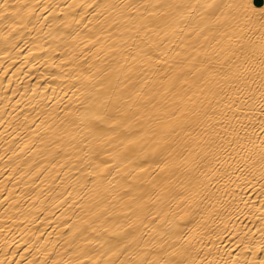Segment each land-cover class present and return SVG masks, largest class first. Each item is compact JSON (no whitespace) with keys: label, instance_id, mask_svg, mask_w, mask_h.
<instances>
[{"label":"bare ground","instance_id":"bare-ground-1","mask_svg":"<svg viewBox=\"0 0 264 264\" xmlns=\"http://www.w3.org/2000/svg\"><path fill=\"white\" fill-rule=\"evenodd\" d=\"M7 2L0 264L264 260L261 41L208 7L245 0Z\"/></svg>","mask_w":264,"mask_h":264},{"label":"snow or ice","instance_id":"snow-or-ice-1","mask_svg":"<svg viewBox=\"0 0 264 264\" xmlns=\"http://www.w3.org/2000/svg\"><path fill=\"white\" fill-rule=\"evenodd\" d=\"M260 0H245L242 4H216L209 5V8H219L223 13L224 9H236V16L234 19H237V23L240 24L244 34L246 35H256L259 34V39L261 41V64L264 65V7H257V3ZM15 5H10L7 0L4 3H0V16H3L6 11L9 9H15ZM13 14H16L13 12ZM243 17L242 23L239 21V17ZM264 72V68L261 69ZM261 132L264 133V128L261 129ZM262 148H264V140L261 141ZM261 159L264 161V151H262ZM264 249V244L260 246ZM143 264V262H141ZM151 264V262H150ZM176 264H181L177 261ZM259 264H264V260H260Z\"/></svg>","mask_w":264,"mask_h":264}]
</instances>
